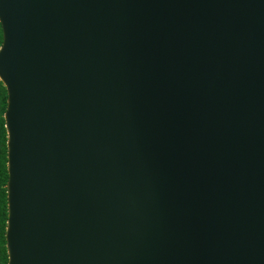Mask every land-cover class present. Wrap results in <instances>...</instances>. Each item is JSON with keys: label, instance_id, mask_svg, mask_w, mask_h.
Segmentation results:
<instances>
[{"label": "water", "instance_id": "1", "mask_svg": "<svg viewBox=\"0 0 264 264\" xmlns=\"http://www.w3.org/2000/svg\"><path fill=\"white\" fill-rule=\"evenodd\" d=\"M7 264H264V0H0Z\"/></svg>", "mask_w": 264, "mask_h": 264}, {"label": "trees", "instance_id": "2", "mask_svg": "<svg viewBox=\"0 0 264 264\" xmlns=\"http://www.w3.org/2000/svg\"><path fill=\"white\" fill-rule=\"evenodd\" d=\"M2 43V31L0 26V46ZM7 93L0 82V264H7L8 257L5 242V229L7 221L6 183L7 173V135L5 130L4 111L6 109Z\"/></svg>", "mask_w": 264, "mask_h": 264}, {"label": "snow or ice", "instance_id": "3", "mask_svg": "<svg viewBox=\"0 0 264 264\" xmlns=\"http://www.w3.org/2000/svg\"><path fill=\"white\" fill-rule=\"evenodd\" d=\"M6 113H7V109H5L4 111L5 120H6Z\"/></svg>", "mask_w": 264, "mask_h": 264}]
</instances>
